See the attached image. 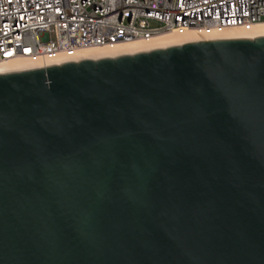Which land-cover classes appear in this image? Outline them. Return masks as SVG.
<instances>
[{"label": "water", "instance_id": "water-1", "mask_svg": "<svg viewBox=\"0 0 264 264\" xmlns=\"http://www.w3.org/2000/svg\"><path fill=\"white\" fill-rule=\"evenodd\" d=\"M0 264H264V36L0 73Z\"/></svg>", "mask_w": 264, "mask_h": 264}, {"label": "built area", "instance_id": "built-area-1", "mask_svg": "<svg viewBox=\"0 0 264 264\" xmlns=\"http://www.w3.org/2000/svg\"><path fill=\"white\" fill-rule=\"evenodd\" d=\"M264 23V0H0V63L78 61L83 48L162 33L218 38Z\"/></svg>", "mask_w": 264, "mask_h": 264}, {"label": "bare ground", "instance_id": "bare-ground-1", "mask_svg": "<svg viewBox=\"0 0 264 264\" xmlns=\"http://www.w3.org/2000/svg\"><path fill=\"white\" fill-rule=\"evenodd\" d=\"M264 36V23H257L250 26H240L233 29L232 32L226 33L218 38H203L198 39L194 32H188L184 36L175 33H162L151 37L145 41L131 42L127 44L106 45L98 47L83 48L78 51L77 59H100L106 57H116L124 54H133L137 52L151 51L154 49L167 48L183 43L210 40V39H227V38H255ZM55 63H52L54 65ZM33 66H28L25 61L14 60L7 63H0V73L10 71H20L32 69Z\"/></svg>", "mask_w": 264, "mask_h": 264}]
</instances>
